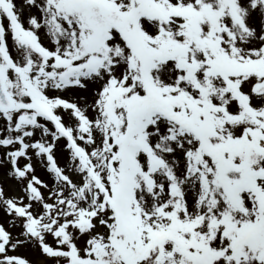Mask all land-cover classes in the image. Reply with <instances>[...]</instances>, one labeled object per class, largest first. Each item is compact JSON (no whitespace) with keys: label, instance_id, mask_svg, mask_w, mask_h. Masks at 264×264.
<instances>
[{"label":"snow or ice","instance_id":"obj_1","mask_svg":"<svg viewBox=\"0 0 264 264\" xmlns=\"http://www.w3.org/2000/svg\"><path fill=\"white\" fill-rule=\"evenodd\" d=\"M0 264H264V0H0Z\"/></svg>","mask_w":264,"mask_h":264}]
</instances>
